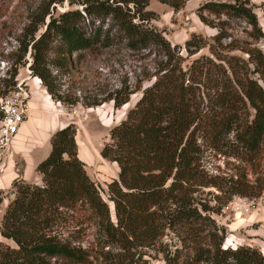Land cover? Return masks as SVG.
<instances>
[{"label":"trees","instance_id":"obj_1","mask_svg":"<svg viewBox=\"0 0 264 264\" xmlns=\"http://www.w3.org/2000/svg\"><path fill=\"white\" fill-rule=\"evenodd\" d=\"M65 1L77 7L57 12L56 6ZM159 1L179 10L188 0ZM148 3L44 0L36 8L39 13L36 10L22 28L17 63L25 65L22 59L29 51L31 74L53 101L86 106L112 101L120 108L132 93L140 91L141 96L110 129V139L100 151L118 165L117 177L106 184V191L88 175L78 156L72 122L52 134L50 151L35 168L40 183L20 177L12 181L13 196L3 210L0 234L15 245L0 241V264H94L99 256L104 264H148L141 257L135 259L136 253L153 247L166 229L192 251L170 260L165 256L166 264H264L262 249L224 247L226 227L212 217L232 195L258 197L264 190V170L259 169L264 159V55L242 49L254 62L258 80H241L223 70L220 78L210 80L211 92L201 91L199 74H207L216 59L229 61L210 45V54L186 63L182 47L172 45L151 24ZM196 10L201 21L217 28L216 45L230 37L221 25L222 15L243 20L250 27L249 36L264 40L250 0H205ZM206 14L214 15L218 23ZM121 42L131 51H153L159 58L153 70L136 80L134 88L123 82L92 102L64 97L58 79L74 74L85 51L96 53ZM206 44L202 35L192 33L184 49L191 56ZM16 74L13 69L4 79L0 97L14 87ZM240 101L253 113L240 111ZM231 131L245 166L226 187L225 203L212 206L196 195L198 189L213 185L201 167L198 140L215 141ZM102 191L113 204L114 218ZM106 246L120 251L108 257Z\"/></svg>","mask_w":264,"mask_h":264},{"label":"rangeland","instance_id":"obj_2","mask_svg":"<svg viewBox=\"0 0 264 264\" xmlns=\"http://www.w3.org/2000/svg\"><path fill=\"white\" fill-rule=\"evenodd\" d=\"M42 1L44 0H0V95L4 89V79L9 77L13 69H17V74L14 77L15 85L6 95L18 92L20 86L28 92L27 99L29 101L32 88V98L37 105L38 103L44 104L46 96L39 89L41 83L33 77L29 69L31 60L29 51L22 59L26 60L25 65H18L17 61L20 53L18 43L23 37L22 28L31 21L36 8ZM204 1L188 0L181 9L174 10L167 3L149 0L146 9L153 13L151 24L162 31L172 45L177 44L182 47L180 52L186 56V63L193 58L210 54V45L214 47L215 53L217 51L221 57L229 61L228 65L224 61L216 59L215 64L210 66L207 74L205 72L199 74L204 84L201 91L211 92L209 86L213 82L210 80L220 78L223 70L226 71V74L234 73L233 75L241 80L245 77L258 80L259 73L256 72L254 62L248 58V54L242 49L246 47L257 49L264 55V40H256L249 36L250 27L243 20L222 15L220 20L224 21V24L221 25L230 37L224 38L221 41L222 45H216L213 36L217 33V28L205 24L197 15V7ZM250 2L253 4V10L264 32V0H250ZM76 7L77 4H70L69 1H65L57 5L56 10L61 12L67 8ZM206 17L218 23V18L214 15L206 14ZM192 33L202 35L208 44L197 50L195 54L188 56L184 49V43L191 37ZM223 45H228L231 48H226ZM158 59L153 51H131L123 42L116 43L108 50H100L96 53L85 51L74 74H65L59 77L58 83L67 99L78 98L80 102H92L105 97L123 82L134 88L136 80L141 79L148 71L151 72ZM259 83L262 84V81L259 80ZM147 84L145 83V85ZM140 96V91L132 93L129 101L120 108H114L112 101L103 102L96 106L55 102L57 106H60L62 117L65 118L66 122L75 124L78 156L84 161L88 175L104 191L107 190L106 184L117 177L118 165L116 162L103 158L100 151L110 139V129L124 117L127 109L133 106ZM204 100L206 102V97ZM240 107V111L244 113H253L250 107L244 108L241 101ZM18 139L17 137L5 139V136L0 134V160L11 146L20 143ZM198 141L202 144L200 151L201 167L213 185L209 184V186L198 189L196 195L209 205L216 206L220 201L222 203L226 201L223 197L226 187L232 184L231 178L234 180L236 174L238 175L245 166V162L241 160L242 148L240 143L235 140L234 131L223 134L215 141L210 140L208 142L202 139ZM259 169L264 170V159ZM249 178L253 179L252 176ZM214 183L225 189L218 188ZM104 191L101 194L107 200L111 215L114 218L113 204L108 201ZM12 196L10 188L0 191V220L8 199ZM212 217L218 224H223L226 227L224 247L249 245L262 249L264 253V232L250 234L254 233L253 231L259 229L264 223V190L258 197L232 195L231 199L222 206L220 213H213ZM0 241L11 246L15 245L12 240L1 235ZM105 249L110 252L107 254L108 257L120 251L115 246H106ZM159 249H162L163 252ZM175 254L180 256L181 254L192 255V251L183 247L179 238L166 229L164 234L157 238L153 247H141L136 253L135 259L141 257L142 261L146 260L148 264H166L165 256L170 260L175 257ZM94 262V264H104L101 256L94 258Z\"/></svg>","mask_w":264,"mask_h":264},{"label":"crops","instance_id":"obj_3","mask_svg":"<svg viewBox=\"0 0 264 264\" xmlns=\"http://www.w3.org/2000/svg\"><path fill=\"white\" fill-rule=\"evenodd\" d=\"M39 87L46 96L45 103L37 105L35 100L33 101L31 88L27 118L14 137L19 138L20 143L11 146L0 160V191L8 190L12 181L18 177L29 182L40 183L41 175L36 171V165L49 153L52 134L59 127L67 124L62 117L60 106L56 105L42 85ZM253 232L250 234L264 232V223Z\"/></svg>","mask_w":264,"mask_h":264},{"label":"built area","instance_id":"obj_4","mask_svg":"<svg viewBox=\"0 0 264 264\" xmlns=\"http://www.w3.org/2000/svg\"><path fill=\"white\" fill-rule=\"evenodd\" d=\"M28 96V92L19 86L18 92L0 97V134L5 139L14 138L26 120Z\"/></svg>","mask_w":264,"mask_h":264},{"label":"bare ground","instance_id":"obj_5","mask_svg":"<svg viewBox=\"0 0 264 264\" xmlns=\"http://www.w3.org/2000/svg\"><path fill=\"white\" fill-rule=\"evenodd\" d=\"M38 80V78H36ZM125 105V104H124ZM126 107V106H125Z\"/></svg>","mask_w":264,"mask_h":264}]
</instances>
